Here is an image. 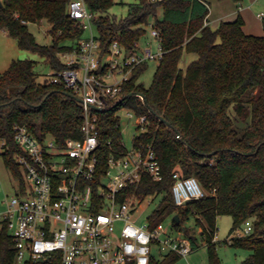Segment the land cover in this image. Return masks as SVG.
Returning a JSON list of instances; mask_svg holds the SVG:
<instances>
[{
  "label": "trees",
  "instance_id": "16d2710c",
  "mask_svg": "<svg viewBox=\"0 0 264 264\" xmlns=\"http://www.w3.org/2000/svg\"><path fill=\"white\" fill-rule=\"evenodd\" d=\"M85 1L97 14L95 25L104 51L114 41L134 49L148 25L160 32L162 40L164 54L152 83L145 86L138 81L148 62L136 67L124 87L126 98L117 107L148 115L147 130L136 141L155 149L163 178L145 176L139 186L126 190V196L163 195L160 207L149 217L152 224L178 214L175 230H182L194 248L199 246L195 232L200 229L209 264H223L213 241L217 218L231 216L232 231L251 219L252 232L235 237L231 245L252 251L240 264H264V35L246 33L241 16L212 29L205 24L208 0H136L122 18L107 13L116 0ZM69 2L0 0V29L16 39L21 49L38 53L52 70L63 69L59 54L74 49L84 36L80 22L68 12ZM43 19L52 26L48 45L38 42L29 29L30 23ZM184 52L198 55L186 70L179 66ZM36 64L32 59H17L0 75V138L10 145L3 160L20 186L25 177L14 157L22 152L14 139L15 122L27 125L39 140L51 135L64 143L82 137L83 105L67 95L71 89L46 78L40 81ZM116 110L100 113L99 173L105 171L109 154L122 138ZM175 168L185 176H195L204 189H215V193L177 206L172 191ZM189 222L193 226L188 227ZM180 258L175 252L153 254L148 264H175ZM0 264H19L6 225L0 230ZM24 264L59 261L27 260Z\"/></svg>",
  "mask_w": 264,
  "mask_h": 264
},
{
  "label": "built area",
  "instance_id": "2783aa9c",
  "mask_svg": "<svg viewBox=\"0 0 264 264\" xmlns=\"http://www.w3.org/2000/svg\"><path fill=\"white\" fill-rule=\"evenodd\" d=\"M206 4L210 10L209 3ZM68 12L88 35L74 49L60 53L65 67L52 70L45 78L83 99L82 137L69 138L64 143L51 135L39 140L27 125L13 124L15 142L22 150L14 157L23 169L25 183L18 185L3 202L6 208L0 213V230L7 226L19 264L42 259L59 264H148L155 248L160 254L175 252L181 258L187 257L194 245L182 230H175L174 215L166 217L171 226L164 220L155 225L150 219L142 223L136 213L146 197L125 194L130 187L139 186L145 176L163 178L155 149L151 144L136 141L147 130L148 115L137 114L127 106L117 107L125 99L124 87L133 70L162 59L160 32L151 25L156 51L152 46L141 48L139 41L132 50L114 41L104 51L95 25L97 14L86 1L70 0ZM205 24H209L208 20ZM113 108H117L116 126L122 138L119 147L109 154L105 171L99 173L96 149L100 113ZM123 113L138 132L131 146L123 138ZM9 150L8 142L0 138V156ZM173 177L172 191L179 207L215 193V189H204L195 176H185L179 168L174 169ZM252 230L253 222L248 219L243 232L225 242L231 244L235 237L247 236ZM216 237L215 234L213 241Z\"/></svg>",
  "mask_w": 264,
  "mask_h": 264
},
{
  "label": "rangeland",
  "instance_id": "374dc122",
  "mask_svg": "<svg viewBox=\"0 0 264 264\" xmlns=\"http://www.w3.org/2000/svg\"><path fill=\"white\" fill-rule=\"evenodd\" d=\"M211 3V11L220 14V6L216 2L217 0H208ZM231 2H235L230 0ZM250 0H244L243 4ZM136 0H116V3L108 10V14L114 15L118 18L125 17L128 14L129 7L135 3ZM250 12L256 21L257 25H262V33L264 35V27L261 19L257 17V13H264V0H255L252 3ZM264 16V14H263ZM51 24L47 19H43L37 23H30L29 29L36 36L38 42L42 44H51L52 35L50 34ZM147 32L139 40L141 48L149 46L153 47L156 51L157 41L151 37V25L146 26ZM88 35V32L84 34V37ZM189 53L184 52L180 60L179 66L181 69L186 70L188 60L190 58ZM17 59H32L37 62L36 71L40 74L39 80L45 79V75L52 71L51 66L41 57L38 53L21 49L18 46L16 39L7 35L2 29H0V75L6 71L11 63ZM159 64L158 60H151L147 63L145 70L140 74L138 81L143 83L145 86H149L152 83L155 71ZM123 113L122 120V132L123 138L127 146H131L132 139L138 135L137 130L133 125V121H129ZM18 188V182L14 179L11 172L6 168L3 157L0 156V213L6 208V201L11 194ZM162 202V195H150L147 196L141 207L138 209L136 216L139 217V221L144 223L148 221L149 217L160 207ZM165 224L171 226V220L169 218L164 219ZM187 226H193V222L187 223ZM233 219L229 215H222L217 218V232L216 240L214 241L217 255L223 264H240L252 251L247 248L233 246L225 242L229 237L237 236V234L243 232V224L236 230L232 231ZM176 233V232H175ZM200 229H196V236L198 237L199 246L195 247L193 251L187 256L180 258L175 264H209L208 246L200 238ZM177 234V233H176ZM155 254L158 255L159 250L155 248Z\"/></svg>",
  "mask_w": 264,
  "mask_h": 264
},
{
  "label": "crops",
  "instance_id": "0c3cea01",
  "mask_svg": "<svg viewBox=\"0 0 264 264\" xmlns=\"http://www.w3.org/2000/svg\"><path fill=\"white\" fill-rule=\"evenodd\" d=\"M255 0H250L246 2L244 5L242 0L241 2H231L230 0H217L216 2L220 6V14L218 15L217 12L211 11V3L210 5V11L208 14V23L209 26L212 29H217L222 21H233L238 18V16H241L244 20V30L248 34H254V35H260L262 33V25L258 26L256 21L254 20L252 13L249 10L252 6V3ZM262 14V16H261ZM263 12L257 13V17L261 19L263 17ZM264 27V26H263ZM7 35L8 32L6 30H3ZM188 53V52H187ZM190 58L188 64H190L193 60L198 58V55L195 53H189Z\"/></svg>",
  "mask_w": 264,
  "mask_h": 264
},
{
  "label": "water",
  "instance_id": "95a60500",
  "mask_svg": "<svg viewBox=\"0 0 264 264\" xmlns=\"http://www.w3.org/2000/svg\"><path fill=\"white\" fill-rule=\"evenodd\" d=\"M140 94L142 95V93H140ZM67 95L70 96V97H72V98H74V99H76V100L79 101L80 103L83 102V99H82V98H80V97H78V96H76V95H74V94H72V93H70V92H68ZM130 95H132V93H131ZM142 96H143V95H142ZM124 98H126V97H124ZM92 107H94L96 110H99V111H102V110H103L102 108H100V107H96V106H94V105H92ZM152 112H153L155 115H157V114L155 113V111H152ZM157 116H158V115H157ZM158 117L160 118L161 121H163V122L166 123L167 125H170L169 121L166 120L163 116H158ZM176 132H177L178 136H180V132H179L178 130H176ZM174 220H175L176 222H179V216H178V214L174 215Z\"/></svg>",
  "mask_w": 264,
  "mask_h": 264
}]
</instances>
